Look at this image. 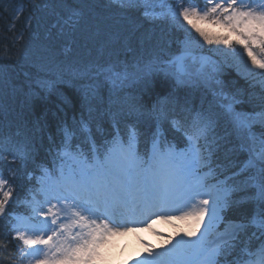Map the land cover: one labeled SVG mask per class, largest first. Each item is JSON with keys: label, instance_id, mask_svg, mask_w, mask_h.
I'll list each match as a JSON object with an SVG mask.
<instances>
[{"label": "snow or ice", "instance_id": "snow-or-ice-1", "mask_svg": "<svg viewBox=\"0 0 264 264\" xmlns=\"http://www.w3.org/2000/svg\"><path fill=\"white\" fill-rule=\"evenodd\" d=\"M109 3L120 9L142 6L145 17L165 21L184 38L177 54L158 56L136 71L126 64L89 68L95 83L86 89V99L99 96L101 83L116 93L129 81L148 82L162 74L176 88H209L215 106L174 105L171 111L154 106L149 131H141L145 113L138 107L114 111L110 106V128L105 132L96 126L99 141L91 109L88 117H74L72 125L61 127L54 153L50 150L51 167L39 165L36 186L24 199L27 215L9 211L17 170L9 168L7 175L0 170V219L8 220L12 240L19 242V259L28 264H102L111 238L137 225L151 227L155 218L181 221L185 228L159 248L147 245L133 264H222L221 258L223 264H264V78L253 79L260 91L247 101L239 93L211 88L219 84L224 66H235L245 79L264 77V0ZM60 6L67 10V25L75 29L88 5L80 0L72 7L61 0ZM203 45L223 46L209 49L223 61L205 54ZM55 83L35 81L45 92ZM0 84L7 86L6 72H0ZM245 103L250 110L238 109ZM6 144L15 148L13 164L34 162L31 144L0 135V146ZM2 159L7 156L0 154ZM230 212L235 218L228 217ZM0 247L6 249L7 242Z\"/></svg>", "mask_w": 264, "mask_h": 264}, {"label": "trees", "instance_id": "trees-1", "mask_svg": "<svg viewBox=\"0 0 264 264\" xmlns=\"http://www.w3.org/2000/svg\"><path fill=\"white\" fill-rule=\"evenodd\" d=\"M77 7L80 0H66ZM61 0H0V72L7 73L8 84H0V135L11 137L13 143H29L34 162L22 165L12 163L16 155L12 144L0 146V170L5 175L15 168L16 191L10 212L27 214L24 199L29 189L36 186L40 175L39 165L51 167L54 145L60 142V129L81 114L93 118L95 138L97 124L105 132L110 128L106 110L115 111L120 106H135L145 113L140 121L141 131H149L153 122L148 114L155 106L171 111L174 105L192 108L214 105L212 92L204 87H174V81L162 74L151 80L134 81L130 87L116 93L110 86L100 84L96 98H85L86 89L95 83L89 68L97 65H118L128 68L141 66L166 53L175 54L181 40V31L165 21H151L143 15V7L120 9L110 5L109 0H87L83 18L75 28L66 23L67 10L60 6ZM202 6V5H201ZM19 10V11H17ZM37 78L56 81L50 92L36 88ZM221 80L230 94L239 93L247 101L259 93L260 86H253L232 68L221 74ZM250 110V105H238ZM259 131V129H257ZM171 139V136H169ZM28 173H32L29 179ZM235 218L234 213L227 214ZM0 264H21L17 250L18 241L12 240L7 219H0ZM223 260V258H221ZM232 259L231 256L228 257Z\"/></svg>", "mask_w": 264, "mask_h": 264}, {"label": "rangeland", "instance_id": "rangeland-1", "mask_svg": "<svg viewBox=\"0 0 264 264\" xmlns=\"http://www.w3.org/2000/svg\"><path fill=\"white\" fill-rule=\"evenodd\" d=\"M144 12V8H143ZM214 31L216 29H213ZM182 33L181 40L184 38V34ZM193 36H196V34L193 32ZM196 39L199 40V37L196 36ZM180 41L177 45V51L175 54L178 53L180 48ZM201 44H203V41H200ZM216 47H223V46H210V45H203L205 54L207 55H213L214 59H218L220 61H223L222 55L219 53L213 54L209 51V49H213ZM174 55L173 53H166V55L163 58H167L168 56ZM247 60V57L244 58ZM137 66H133L129 68V71H136ZM143 67V65L139 66ZM249 68H251V65H248ZM232 68L236 70L237 73L242 75L244 77L243 72L238 70L235 66H224L222 67L220 73L217 76V79L219 80V84L213 83L211 85V88L220 90L222 89L226 93V89L222 83L221 80V74L227 69ZM259 70L253 69V72H258ZM264 77L256 76L254 78H248L249 80L255 79L256 81L262 79ZM139 80V79H137ZM129 81L124 88L130 87L131 84L134 81ZM203 87V86H202ZM211 91L209 88L204 87ZM39 198V197H38ZM30 209H28L29 214ZM26 214V215H27ZM23 216V215H22ZM185 228V225L181 221H166L163 219H155L151 221V227H147L145 224L143 225H137L135 226L134 231L126 232L123 235H118L113 238H111L110 244L106 250V256L105 259L102 261V264H133L134 259L138 258L141 253H143L144 248L147 245H152L154 247L159 248L168 237H174L176 233L182 229ZM19 243V242H18ZM21 264H28L27 260L21 261Z\"/></svg>", "mask_w": 264, "mask_h": 264}]
</instances>
